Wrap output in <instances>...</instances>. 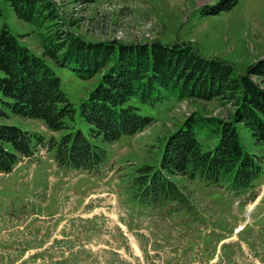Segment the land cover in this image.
Masks as SVG:
<instances>
[{
	"label": "rangeland",
	"instance_id": "1",
	"mask_svg": "<svg viewBox=\"0 0 264 264\" xmlns=\"http://www.w3.org/2000/svg\"><path fill=\"white\" fill-rule=\"evenodd\" d=\"M45 1L23 19L0 0V27L44 58L82 127L79 107L101 72L83 76L72 62L45 56L59 32L87 41L187 43L230 64L234 76L264 57V0ZM129 102L152 123L100 142L107 161L99 168L64 172L47 162L45 174L31 170L29 176L27 166L0 173V264H264V144L248 128L237 126L241 147L259 167L250 190L236 191L224 178L205 186L176 176L187 198L182 211L170 212V203H148L139 179L157 168L168 133L187 116L225 118L230 102L180 97L178 88ZM32 120L14 115L8 122L41 130ZM196 129L203 150L217 144L219 131L208 123ZM39 153L37 162L47 161L45 150Z\"/></svg>",
	"mask_w": 264,
	"mask_h": 264
},
{
	"label": "trees",
	"instance_id": "2",
	"mask_svg": "<svg viewBox=\"0 0 264 264\" xmlns=\"http://www.w3.org/2000/svg\"><path fill=\"white\" fill-rule=\"evenodd\" d=\"M8 1L23 19L32 18L47 5L44 0ZM56 38L60 41L46 46L45 56L72 62L83 76L101 72L97 86L79 107L78 116L85 126L77 123L74 106L44 58L19 44L1 26L0 172L9 173L39 146L46 147L64 171L97 169L107 161L100 142L135 135L152 123L129 100L139 95L146 101L152 99L153 91L178 88L180 97L225 99L232 109L225 118L191 114L168 133L159 165L139 177L145 179L147 199L154 204L182 202L183 207L186 198L172 178L176 175L198 179L205 186L217 185L224 178L240 192L254 187L259 167L241 147L237 126L248 128L254 141L264 144V87L260 85L264 83V57L234 76L230 64L204 57L187 43L87 41L63 31ZM14 115L35 119L30 122L43 127L22 129L8 122ZM204 123L219 131L217 144L208 150L202 149L196 129Z\"/></svg>",
	"mask_w": 264,
	"mask_h": 264
}]
</instances>
